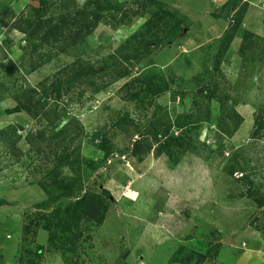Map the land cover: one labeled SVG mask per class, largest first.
<instances>
[{
    "label": "rangeland",
    "instance_id": "rangeland-1",
    "mask_svg": "<svg viewBox=\"0 0 264 264\" xmlns=\"http://www.w3.org/2000/svg\"><path fill=\"white\" fill-rule=\"evenodd\" d=\"M31 1L0 0V264H264V0Z\"/></svg>",
    "mask_w": 264,
    "mask_h": 264
},
{
    "label": "trees",
    "instance_id": "trees-1",
    "mask_svg": "<svg viewBox=\"0 0 264 264\" xmlns=\"http://www.w3.org/2000/svg\"><path fill=\"white\" fill-rule=\"evenodd\" d=\"M40 2H42V0H40ZM89 15H92L91 19H88ZM76 17H77L76 15L71 16V18L74 20H77ZM82 17H86L88 20L85 19V22L81 21L78 24L79 31L77 33H79L81 29H85L86 27L90 28L88 24L90 23V26H91L92 21L98 20L99 14L96 13L94 10H92V11H90L89 14L86 12L85 15H83ZM16 19H18V21L23 20L26 23V27L24 28V31L29 33L30 35H35L39 31H42V33L40 34V38L43 41L44 40H46L48 42L53 41L55 43L57 40H60V39H61V41L67 40L65 31H64L66 29V26H65V22L62 19L60 20V22L52 23L46 28H45L43 22L42 23L41 22L33 23V20H30L28 18L23 19L22 17L16 18ZM45 22L48 24V21H45ZM237 23H238V21H237ZM237 26H238V24L235 23V25L233 24L231 27L229 26L227 29H225V31L223 32V34L221 36V39L223 38V40L226 41V42L224 41L225 43L228 44V42L230 40H232ZM244 34H247V33L244 32ZM210 51H212L211 48H210ZM215 57H216V55H215ZM73 68H74V66H72L71 69H73ZM21 104L24 106V108L26 110H28V111L30 110L29 107L25 104V101L21 102ZM135 144L137 145L136 141H135ZM89 214H91L92 216H95V212L94 213L89 212ZM0 257H1V255H0Z\"/></svg>",
    "mask_w": 264,
    "mask_h": 264
},
{
    "label": "water",
    "instance_id": "water-1",
    "mask_svg": "<svg viewBox=\"0 0 264 264\" xmlns=\"http://www.w3.org/2000/svg\"><path fill=\"white\" fill-rule=\"evenodd\" d=\"M31 4L33 5V6H35V7H39V1H35V0H33V1H31Z\"/></svg>",
    "mask_w": 264,
    "mask_h": 264
},
{
    "label": "clouds",
    "instance_id": "clouds-1",
    "mask_svg": "<svg viewBox=\"0 0 264 264\" xmlns=\"http://www.w3.org/2000/svg\"><path fill=\"white\" fill-rule=\"evenodd\" d=\"M79 2L82 4L83 3V0H79Z\"/></svg>",
    "mask_w": 264,
    "mask_h": 264
}]
</instances>
